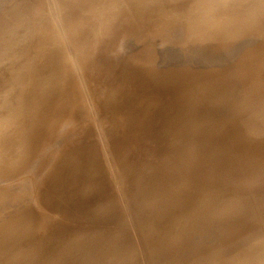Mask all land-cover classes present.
<instances>
[{
  "label": "rangeland",
  "instance_id": "374dc122",
  "mask_svg": "<svg viewBox=\"0 0 264 264\" xmlns=\"http://www.w3.org/2000/svg\"><path fill=\"white\" fill-rule=\"evenodd\" d=\"M13 1L0 0V39L2 40H0L2 46V48L0 47V65L11 66L8 67L9 72L8 70L5 72L8 75L14 68L17 70L14 69L13 71L20 74L21 71L24 72V66L22 63H17L29 61L28 64H24L25 68L26 65L27 69L31 67L30 65L32 68L25 72L31 71L29 74L32 76L30 75L28 80V74H21V82L18 75L16 79H13L15 77L13 72L11 77L4 74L6 66H4L5 68L0 66V76L2 73L3 78L8 80L0 77L2 80L0 81V89L1 87L5 88L0 90L2 93L0 94V96L2 95L0 97V110L5 105H12L11 108L8 106L5 107L6 110L0 111L1 116L9 117V119L5 118V122L0 120V123H3L0 124V128L3 125L6 127L5 123L8 120V122H12L13 117H15L17 124H15L16 129L14 131L18 129L17 133L12 132V134L15 133V137L8 134L14 128L13 121V125L7 124L13 127L11 129L7 126L9 132L4 131L6 130L5 127L0 131L1 133L3 131L4 137L11 140L10 143L8 142L10 146L17 141L16 136L18 138L19 134L22 136H19L21 139L18 138V142H25L22 143L23 147L20 146L21 144L19 146L16 143L13 144L15 151L12 150V146L8 147V144L5 146L7 142L3 144L1 139L4 137L0 134L2 137L0 143L3 144H0L2 156H0L2 158L0 166L3 167L7 162L6 167H3L4 169L0 167V174L2 170L5 173L7 171L5 169H9V173H5L7 180H3L5 184L2 183L4 176L1 175L2 177H0V185L2 187L3 185L7 186L3 187L5 195L1 193L3 191L0 187V202L3 199L0 203V217L2 218H0V264H8L9 262H11L9 264H34L35 262V264H264V0ZM54 1L57 7H55ZM23 6L34 13L28 16L30 10L26 12ZM12 10L14 11L12 12ZM11 13L13 14L10 15ZM66 13L68 19L69 16L72 18L67 20ZM90 13H92V17H88ZM76 15H79L80 18H77ZM40 16L44 18L45 22L40 19ZM82 17H85L84 20L88 19L89 22H85L86 20L84 21ZM77 19L83 20L82 22L85 24L78 21L74 23ZM1 20H5V22ZM63 20L66 22L63 23ZM46 21H50L51 24L46 25ZM40 24L46 25V27L41 25L42 28L40 29ZM77 24L79 25L77 26ZM68 25H73V29L72 26L68 27ZM82 26L83 28L80 29ZM50 27L52 28L50 29ZM66 28L71 33L66 31ZM42 29H47L49 32L47 30L38 32ZM50 30L53 33H50ZM4 32L7 33L4 35L7 38V40L4 39L5 44H3L5 41H3L2 36ZM44 32L45 35L42 34V39L41 33ZM28 36L30 37L28 38ZM40 36L41 38H39ZM31 37H34L32 38L34 42L30 39ZM69 37H71V41ZM47 38L53 43L50 40L48 42ZM53 38H56L57 42ZM9 39L12 40L9 41ZM28 40H31V43L29 42L31 45L28 44L31 47L30 50L27 49L29 47L26 45ZM74 40L75 42L79 41L76 46L75 42L72 43ZM32 42H37L36 45L38 43L39 45L51 43L53 46L50 44V46L42 45L39 50L38 46ZM56 43L57 45H54ZM25 46L31 58L35 55L32 56V53H40V56L37 57L38 59L42 57L40 58L41 61L39 59L40 62H35L36 56L30 58V61V56H27L28 53L20 49L22 47L24 49ZM32 47L35 49L34 51ZM45 48L47 51L50 49L49 53L45 52ZM43 50L45 53L42 52ZM2 51H6V53ZM21 51L23 52L21 56L27 53L26 57L24 56L25 61L18 56ZM9 52L12 55L18 53L13 57L16 59L18 56L17 59L20 60L16 59V65L14 59V61L10 60ZM47 54L50 55L47 56ZM5 55L8 56L9 63H6L8 59L6 60ZM51 56H54L53 61L50 60ZM2 58L5 59L2 60ZM43 59L46 61L44 62ZM63 59L67 64L64 63ZM32 60L34 64L36 63V68H33ZM77 61L81 64L78 63V65ZM57 62L64 64L59 65ZM20 65L23 66L22 70ZM55 65L56 68L61 66L63 68L56 70ZM37 67L40 70L41 68L44 69L40 72ZM69 67L70 70H67ZM32 71L35 76H33ZM52 73L55 75L53 74V76ZM48 75L49 77L46 79L45 76ZM23 78L27 79L24 80ZM30 78L36 81H31ZM62 78L64 79L62 80ZM13 80H16V84L19 81L20 84L24 82V86L20 85L23 89L19 87L22 93L17 89L19 84L17 86L11 83ZM27 81H31L30 84ZM6 82L7 84L11 83V88ZM31 84L32 87H30ZM38 84L39 86H37ZM5 85H7L8 90ZM16 89L18 94L21 93L19 94L20 99L22 98L21 103L18 102L19 95L16 93ZM5 90L11 91L8 92L9 95H6ZM13 92L15 95L11 94ZM62 92L64 94L61 96ZM46 93H50V97ZM11 95L18 102V105L23 104L21 105L22 108L25 103L24 109L18 107L17 103L14 102L15 100L9 102L12 98ZM6 96L10 98L7 99ZM2 97L7 104L4 103ZM63 97L65 102L61 100L62 103L60 104L59 99ZM66 97L68 98L66 99ZM51 98L54 101L57 99L58 102L57 100L54 102ZM38 99L41 100L38 102ZM52 101L54 104L51 103ZM170 101L172 102L170 103ZM56 102L60 105H58L59 107L55 105ZM52 104L57 108L51 107ZM15 105L16 108H21L18 110L19 113L15 112L17 110ZM8 108L10 109L7 110ZM10 110H12V113L9 112L11 116L13 112L18 113V116L6 115L7 111ZM64 113L65 115H63ZM41 114L45 119L41 120ZM45 114L46 116H44ZM117 114L121 115L118 116ZM20 115L27 116L21 117ZM1 116L0 119L4 120V116L2 118ZM39 116L40 118H38ZM61 116L64 118L60 119ZM22 118L26 120L24 121ZM29 118L32 120L30 121ZM33 119L34 122H32ZM21 121L24 123L29 121L26 122L27 127L24 123L21 124ZM73 121L77 123L74 124ZM18 122H20V126H24L20 128L17 126L19 125ZM113 123L118 124L113 125ZM56 125H59L58 128ZM112 125L113 127H111ZM39 126V129L44 133L37 130ZM23 127H26V131ZM52 127L53 129L56 128L53 130ZM27 128L33 134L30 131L27 132ZM68 128L69 130L73 128L70 130L71 133L69 131L66 133ZM20 129H24V134ZM46 129L48 133L50 131L48 136H45ZM39 133L40 136L37 139L35 136H38ZM77 133L84 137L77 135ZM247 133L249 134L247 135ZM73 138H76L78 142ZM69 139L77 145L67 143ZM39 140L43 142L42 145L39 144L41 143ZM111 141L114 143L112 144ZM35 143H38L36 144L38 147L35 146ZM72 144H75L74 147ZM3 148H6L5 151L8 150L6 152L9 157L6 156ZM9 148L12 151H9ZM34 150H38L37 153H34ZM57 151L64 152L59 153V155L62 154L61 158L58 157ZM28 152L30 154L27 155ZM22 153L25 157L27 156L28 162ZM14 154H21L19 158L22 157L23 159L18 160L19 155L14 156ZM35 154H39V157H34ZM53 154H55L54 157H52ZM31 156L33 162L32 159H29ZM56 156L60 160L56 159ZM153 157L155 159L152 160ZM41 158L44 162L47 159L49 161L44 164L41 162L42 160L40 161ZM52 158L56 160H52ZM13 160L16 162L14 163ZM19 161L21 164H18ZM8 164L10 165L8 166ZM42 164L46 165L47 168L44 166L42 170ZM12 165L14 166L12 167ZM10 166L12 169L9 168ZM19 166L20 168H18ZM88 167L91 170H88ZM54 169L55 171H53ZM10 170L11 176L8 175L11 174ZM12 170L14 172L17 170L18 173H13ZM50 170L53 173H50L52 172ZM45 171L47 173L50 171L52 177L49 176V173L47 176ZM197 174L199 175L197 176ZM29 177L33 180L28 179ZM40 177H43V180L46 177L50 178L46 179L48 183L43 185ZM95 178L99 181L97 182ZM86 181L88 182L86 183ZM38 184L41 186L38 187ZM107 185L108 188L104 187ZM35 187L37 190L40 189L39 192ZM90 187L91 189H89ZM7 189L9 190L7 191ZM98 189L99 192L97 193ZM67 190L70 191L67 192ZM154 190L155 192H153ZM31 191L35 194L38 193L39 200L36 203L39 209L33 208L36 204H31V200L35 203V199L32 198H36V195ZM147 191L150 194H147ZM104 202L105 204L108 202V204L105 205ZM112 202L116 203L114 209ZM144 202H148L147 207L141 206ZM71 203L73 204L71 205ZM108 205L110 206L108 207ZM31 206L32 208H30ZM143 207L144 211L141 209ZM183 207L186 209H181ZM98 210L99 213L101 212L100 214H97ZM134 211L139 212V214L137 212L138 217ZM44 212L49 214L46 215ZM109 212L111 213L108 216ZM143 212L146 213L144 214L147 219L151 218L152 220L148 221V219V222H145L146 218L144 219ZM147 212L149 213L148 216ZM168 214L172 215L167 218ZM134 217L139 218V221L137 222ZM50 219L52 220L50 221ZM166 219L168 220L166 221ZM154 220L156 221L154 222ZM159 221L161 224L157 226L155 223ZM42 224L44 225L41 226ZM122 225L123 227L128 226L121 227V230L119 226ZM148 228L153 229L147 230ZM96 229L97 234H95ZM124 231L130 233L126 239L124 238L126 236ZM120 233L125 234L124 237ZM149 233L153 235L148 237ZM112 236L118 240V236H120V240H114L115 238ZM188 236L190 237L189 240ZM103 237L106 239L104 240ZM28 239H30L29 242ZM125 242H127V246L122 245ZM103 244L108 249L103 247L102 250H106L102 252L100 245L104 246ZM19 245L21 246L19 247ZM16 248L17 250H15ZM34 249L35 251H32ZM111 249L117 250V252H110ZM107 251L110 253L108 254ZM92 252L98 253L95 256ZM134 260H138L140 263Z\"/></svg>",
  "mask_w": 264,
  "mask_h": 264
},
{
  "label": "bare ground",
  "instance_id": "6f19581e",
  "mask_svg": "<svg viewBox=\"0 0 264 264\" xmlns=\"http://www.w3.org/2000/svg\"><path fill=\"white\" fill-rule=\"evenodd\" d=\"M14 1H15V0H14ZM14 1H13V2H14ZM39 1H41V0H39ZM39 1H38V2H39ZM26 2H27V1H26ZM35 2H36V1H35ZM44 2H45V1H44ZM54 2H55V1H54ZM19 3H20V2H19ZM29 3H30V2H29ZM40 3H41V2H40ZM40 3H39V5H40ZM27 5H28V4H27ZM78 6H79V5H78ZM78 6H77V7H78ZM5 7H6V6H5ZM5 7H4V9H5ZM23 7H24V6H23ZM30 7H31V6H30ZM39 7H40V6H39ZM55 7H57L56 2H55ZM61 7H62V6H61ZM80 7H81V6H80ZM12 8H13V7H12ZM12 8H11V9H12ZM24 8H25V7H24ZM24 8H22V9H24ZM28 8H29V7H28ZM32 8H33V7H32ZM37 8H38V6H37ZM25 9H26V8H25ZM52 9H53V8H52ZM63 9H64V8H63ZM74 9H76V8L74 7ZM15 10H18V9L15 8ZM27 10L29 11L30 9H26L25 11L28 12ZM35 10H36V9H35ZM50 10H51V9H50ZM53 10H54V9H53ZM60 10H62V9H60ZM76 10H77V9H76ZM78 10H79V8H78ZM88 10H89V9H88ZM0 11H1V10H0ZM13 11H14V10H12V12H13ZM56 11H57V10H56ZM86 11H87V10H86ZM93 11H94V10H93ZM99 11H100V10H99ZM23 12H24V10H23ZM23 12H22V13H23ZM63 12H64V10H63ZM63 12L61 11V13H63ZM67 12H69V11H67ZM70 12H71V9H70ZM83 12H84V11H83ZM104 12H105V11H104ZM29 13H30V14H28V16L31 15V14H33L34 12L31 13V10H30ZM35 13H36V12H35ZM81 13H82V12H81ZM87 13H89V12L87 11ZM12 14H13V13H11L10 15H12ZM25 14H26V13H25ZM58 14H59V13H58ZM76 14H77V12H76ZM83 14H86V13H83ZM91 14H92V13H90V16H88V17H92ZM0 15H1V14H0ZM3 15H4V14H3ZM7 15H8V14H7ZM26 15H27V14H26ZM66 15H67V13L65 14V16H66ZM72 15H73V14H72ZM74 15H75V14H74ZM74 15H73V16H74ZM79 15H80V14H79ZM79 15H78V16L76 15L77 18H78V17L80 18ZM32 16H33V15H32ZM34 16H35V15H34ZM68 16H69V15H68ZM81 16H82V15H81ZM94 16H95V15H94ZM2 17H3V16H2ZM36 17H37V15H36ZM60 17H61V16H60ZM63 17H64V14H63ZM66 17H67V16H66ZM70 17H71V16H69V19H70ZM97 17H98V16H97ZM13 18H14V17H13ZM31 18H32V17H31ZM31 18H30V19H31ZM33 18H34V17H33ZM71 18H72V17H71ZM74 18H75V17H74ZM74 18H73V19H74ZM84 18H85V17H82L83 20H84ZM94 18H95V17H94ZM15 19H16V18H15ZM35 19L37 20V18H35ZM40 19H41L42 21L44 20V18L41 17V16H40ZM64 19H65V17H64ZM69 19H68V17H67V20H69ZM16 20H17V19H16ZM32 20H33V19H32ZM38 20H39V14H38ZM38 20H37V21H38ZM83 20H82V21H83ZM85 20H86V19H85ZM85 20H84V21H85ZM87 20H88V19H87ZM87 20H86L85 22H89V20H88V21H87ZM1 21H4V22H5V20H1ZM8 21H9V18H8ZM10 21H11V18H10ZM42 21H41V23L45 22V20H44L43 22H42ZM72 21H73V20H72ZM74 21H75V20H74ZM77 21H78V22H82L81 20L79 21V20L77 19L74 23H76ZM34 22H36V21L34 20ZM46 22H47L46 25H48V23L51 24L50 21H49V22L46 21ZM64 22H66V20H65V21L63 20V23H64ZM68 22L70 23V21H67V23H68ZM82 23H84V22H82ZM91 23H93V22H91ZM0 24H1V23H0ZM71 24H73V23L71 22ZM84 24H85V23H84ZM86 24H87V23H86ZM4 25H5V24H4ZM4 25H3V26H4ZM14 25H15V24H14ZM41 25H43V24H40V29L42 28ZM46 25H45V26L43 25V27L45 28ZM65 25L67 26V24H65ZM73 25H74V24H73ZM73 25H70V26H72V29H73ZM78 25H79V24H77V26H78ZM90 25H92V24H90ZM90 25H88V27H90ZM94 25L97 26V24H94ZM11 26H12V25H11ZM70 26L68 25V27H70ZM77 26H75V27L77 28ZM28 27H29V26H28ZM38 27H39V26H38ZM47 27H49V26H47ZM79 27H80V26H79ZM84 27H85V26H84ZM2 28H3V27H2ZM35 28H36V27H35ZM51 28H52V27H50V29H51ZM82 28H83V26H82L80 29H82ZM86 28H87V27H86ZM91 28H92V26H91ZM3 29H4V28H3ZM38 29H39V28H38ZM67 29H68V28H66L65 30L71 33V31H70V30H67ZM5 30H6V29H5ZM43 30H44V29L39 30L38 32H40V31L43 32ZM45 30H47V29H45ZM45 30H44V31H45ZM0 31H1V30H0ZM47 31H48V30H47ZM66 31H65V32H66ZM88 31H89V30H88ZM2 32H3V31H2ZM2 32H1V33H2ZM48 32H49V31H48ZM46 33H47V32H46ZM50 33H53V32H51V30H50ZM50 33H49V34H50ZM6 34H7V33L4 32V34L2 35V36H3V41H5L4 39H5L6 37H4V35H6ZM21 34H23V33H21ZM42 34L45 35V32H44V33H41V36H42ZM54 34H55V33H54ZM72 34L74 35L75 32L72 33ZM78 34H79V33H78ZM46 35H48V33H47ZM33 36H34V35H33ZM41 36H40L39 38H41ZM49 36H50V35H49ZM83 36L85 37V35H83ZM29 37H30V36H28V38H29ZM54 37H55V36H54ZM32 38H34V37H31L30 39L32 40ZM35 38H36V36H35ZM70 38H71V37H69V40H70ZM42 39H43V36H42ZM44 39H45V37H44ZM51 39H52V38H51ZM53 39H55L56 42H57L58 37H57V39H56V38H53ZM76 39H77V38H76ZM0 40H1V39H0ZM6 40H7V38H6ZM10 40H12V39H9V41H10ZM31 40H30V41H31ZM39 40H41V39H39ZM45 40H46V39H45ZM49 40H50V39L47 38V41H48V42H49ZM71 40H72V39H71ZM71 40H70V41H71ZM1 41H2V40H1ZM9 41H8V42H9ZM30 41L28 40V42H27V44H26L27 46H28V44L31 45V44H30V43H31ZM32 41L34 42V40H32ZM35 41H38V40H35ZM50 41H51V40H50ZM29 42H30V43H29ZM33 42H32V43H33ZM38 42H39V41H38ZM40 42H41V41H40ZM51 42H52V41H51ZM54 42H55V41H54ZM58 42H59V41H58ZM74 42H75V40L72 41V43H74ZM77 42H79V41L77 40V41L75 42V46H76V43H77ZM0 43H1V42H0ZM5 43H6V41H5L3 44H5ZM36 43H37V42H36ZM36 43H33V44L36 45ZM52 43H53V42H52ZM49 44L51 45V43H48V44L46 43L45 45H44V44L39 45V43H38L36 46H38V49L40 50V48L42 47V45H43V46H50ZM79 44H80V43H79ZM35 45H34V46H35ZM54 45H57V43L54 44ZM32 46H33V45H32ZM36 46H35V47H36ZM51 46H53V44H52ZM73 46H74V44H73ZM81 46H82V45H81ZM0 47L2 48L1 45H0ZM3 47H5V46L3 45ZM28 47H29V48H27V49L30 50L31 47H30V46H28ZM39 47H40V48H39ZM4 49H5V48H4ZM18 49H19V48H18ZM18 49H17V51H18ZM20 49H22V50L25 52V51H26V46H25V48H24L25 50L23 49V47L20 48ZM36 49H37V47H36ZM48 49H49V48H48ZM73 49H74V48H73ZM75 49H77V48L75 47ZM5 50H6V49H5ZM32 50L34 51L35 49H33V47H32ZM41 50H42V49H41ZM45 50H46V48H45ZM79 50H80V49H79ZM0 51H1V50H0ZM6 51H7V50H6ZM6 51H2V52H5V53H6ZM12 51H14V50H12ZM12 51H11V53H12ZM27 51H28V50H27ZM27 51H26V52H27ZM36 51H37V50H36ZM36 51H35V52H36ZM49 51H50V49H49ZM49 51L46 50L45 52H48V53H49ZM15 52H16V50H15ZM42 52H44V50H43ZM45 52H44V53H45ZM9 53H10V52H9ZM11 53H10V55H9V58H11L10 60H13V59L15 60V63L13 62L14 60L12 61L15 65H16V62H17L16 59H17L18 56H20V59L23 58L24 61H25L24 56L26 57V54H27V53H28L27 56H28V55L30 56V53H29V52L25 53V55L23 54L24 56H21L22 53H23V52L21 51V52H19V54L21 53L20 55H18V53L16 54V55H18V56H17L16 59H15V58H13V57L16 56V55H15V54L12 55ZM31 53H32V52H31ZM38 53H39V52H38ZM34 54H35V55H34ZM31 55H32V56L34 55L32 58H35V56H36V60H37V61L35 60V62H38L39 59L42 58V57H40V58L38 59L37 56H38V55L40 56V53L37 54V52H36V53H32ZM41 55L43 56V54H41ZM45 55H46V54H45ZM48 55H50V54H47V56H48ZM47 56H45V57H47ZM54 56H55V55H54ZM54 56H53V57H54ZM0 57H1V56H0ZM5 57H6V55H5ZM7 57H8V56H7ZM7 57H6V60L8 59V62H6V63H9L10 60H9V58H7ZM43 57H44V56H43ZM53 57L51 56V57H50V60H51ZM55 57H56V56H55ZM61 57L63 58V56H61ZM30 58H31V56L29 57V60L31 61L32 58H31V59H30ZM47 58H48V57H47ZM47 58H45V59H47ZM64 58H66V57H64ZM3 59H5V58H2V60H3ZM17 60H19V59H17ZM27 60H28V57H27ZM48 60H49V59H48ZM77 60H78V59H77ZM19 61H20V60H19ZM40 61H41V59H40ZM40 61H39V62H40ZM43 61L45 62L46 60L43 59ZM51 61H53V59H52ZM51 61H50V62H51ZM61 61H62V60H61ZM63 61H64V59H63ZM63 61H62V62H63ZM66 61H67V59H66ZM78 61H79V60H78ZM78 61H77V64L79 63ZM12 62H11V63H12ZM27 62H29V61H27ZM27 62H25V63H27ZM32 62H33V60H32ZM47 62H48V61H47ZM47 62H46V64H47ZM50 62H49V63H50ZM55 62H56V61H55ZM62 62H61L60 64H62ZM80 62H81V61H80ZM0 63H1V62H0ZM20 63H22V65L24 66V69H23L24 72H23V71L20 72V71L18 70V71L20 72V74H16V73H15L16 71H13L15 68L12 69L13 66H14V65H13L11 69H12L13 75H15V77L13 78V76H12V78H13V79H16V76L18 75L19 78H20V81H21V78H22L21 74H22V75H25V74L27 75V74H28L27 78H28V80H29V76L31 75V74H29V73H31V71H30V72L28 71L27 73H26L25 71H26V70H29L30 68H32V65L29 64L31 67L28 66L29 69H27V65H26V68H25V65H24L25 63H23V62L21 61V62H19V63H17V64H20ZM41 63H43V62H41ZM64 63H66V62L64 61ZM64 63H63V64H64ZM73 63H74V62H73ZM27 64H28V63H27ZM31 64H33L34 66L36 65V63L34 64V62L31 63ZM37 64H39V63H37ZM57 64H59V62H57ZM60 64H59V65H60ZM63 64H62V65H63ZM66 64H67V63H66ZM79 64H81V63H79ZM79 64H78V65H79ZM82 64H83V63H82ZM7 65H8V64H7ZM11 65H12V64H11ZM51 65H52V67H54L53 64H51ZM68 65H69V64H68ZM0 66H1L2 68H5L4 66H6V65L3 64V66H2V65H0ZM17 66H18V65H17ZM17 66H16V68H17ZM20 66H21V65H20ZM23 66L20 67L21 70H22V67H23ZM34 66H33V68H36L37 65H36L35 67H34ZM64 66H66V65H64ZM73 66H74V65H73ZM8 67H11V66H10V65H9V66H6V68H5V70H4V74H6V75H8L7 73H5L6 70H8V72H9V68H8ZM47 67H48V66H47ZM52 67H49V68H52ZM61 67H62V66H61ZM61 67H60V68H61ZM7 68H8V69H7ZM37 68H38V70H40L39 67H37ZM60 68H56V65H55V69H56V70H57V69H60ZM62 68H63V67H62ZM80 68H81V65H80ZM11 69H10V71H11ZM18 69H19V68H18ZM43 69H44V68H43ZM43 69L41 68L40 72H41ZM47 69H48V68H47ZM53 69H54V68H53ZM75 69H76V68H75ZM1 70H3V69H1ZM15 70H17V69H15ZM45 70H46V69H45ZM48 70H50V69H48ZM51 70H52V69H51ZM67 70H70V67L67 68ZM71 70H72V69H71ZM33 71H35V70H33ZM33 71H32V72H33ZM64 71H66V70H64ZM12 72H11V73H12ZM22 72H23L24 74H23ZM37 72H38V71H37ZM56 72H57V71H56ZM67 72H69V71H67ZM67 72H66V73H67ZM11 73H10L8 76L11 77V75H12ZM17 73H18V72H17ZM35 73H36V71H35ZM48 73L50 74V72H48ZM64 73H65V72H64ZM38 74H39V73H38ZM53 74H54V73H52V75H53ZM36 75H37V74H36ZM41 75H42V74H41ZM45 75H47V74H45ZM54 75H55V74H54ZM54 75H53V76H54ZM67 75H68V74H67ZM1 76H2V73H1ZM1 76H0V77H1ZM20 76H21V77H20ZM31 76H32V75H31ZM31 76H30V77H31ZM33 76H35L34 72H33ZM57 76H59V75L57 74ZM4 77H6V76L4 75ZM23 77H24V76H23ZM25 77H26V76H25ZM37 77H38V76H37ZM45 77H46V79H48L49 75H48V76H45ZM60 77H61V76H60ZM63 77H64V76H63ZM70 77H71V76H70ZM1 78H3V76H2ZM1 78H0V81H2ZM19 78H18V79H19ZM27 78H23V79L25 80V79H27ZM52 78H53V77H52ZM52 78H49V79H52ZM56 78H57V77H56ZM56 78H55V79H56ZM68 78H69V77H68ZM68 78H67V79H68ZM77 78H78V77H77ZM3 79L7 80L6 78H3ZM9 79H10V78H9ZM63 79H64V78H62V80H63ZM69 79H70V78H69ZM5 80H3L4 83H5ZM24 80H23V81H24ZM30 80L32 81L33 79L30 78ZM34 80H35V79H34ZM34 80H33V81H34ZM38 80H40V78H38ZM38 80H37V81H38ZM53 80H54V79H53ZM62 80H61V81H62ZM70 80H71V79H70ZM7 81H8V80H7ZM10 81H12V80L10 79ZM15 81H16V80H13V82H11V83L16 84ZM18 81H19V80H18ZM20 81L18 82L19 86H18V84H16V85L18 86L17 89L19 90V92H21L20 89H19V87L24 86V84H23L24 82H23L22 84H20V83L22 82V81H21V82H20ZM31 81H30V82H31ZM35 81H36V80H35ZM55 81L57 82V79H56ZM58 81H60V79H58ZM65 81H66V80H65ZM65 81H64V82H65ZM27 82L30 84L29 81H27ZM27 82H26V83H27ZM62 82H63V81H62ZM62 82H61V83H62ZM11 83H10V84H7V82H6V84H7L9 87H10ZM26 83H25V84H26ZM28 83H27V84H28ZM32 83H33V82H32ZM35 83H36V82H35ZM35 83H34V84H35ZM42 83H43V82H42ZM42 83H41V84H42ZM65 83H66V82H65ZM34 84H33V85H34ZM56 84H57V83H56ZM62 84H63V83H62ZM71 84H72V83H71ZM0 85H1V84H0ZM7 85H5V86H6V89H7ZM12 85H13V84H12ZM16 85H15V86H16ZM20 85H21V86H20ZM42 85H43V84H42ZM64 85H65V84H64ZM15 86H14V87H15ZM17 86H16V87H17ZM37 86H39V84H38ZM55 86H57V85H55ZM59 86H60V85H59ZM67 86H68V85H67ZM150 86H152V85H150ZM9 87H8V88H9ZM30 87H32V84H31ZM57 87H58V86H57ZM57 87H56V88H57ZM10 88H11V87H10ZM12 88H13V87H12ZM25 88H26V87H25ZM27 88H29L28 85H27ZM35 88H36V87H35ZM60 88H61V87H60ZM1 89H3V88L1 87ZM1 89H0V90H1ZM4 89H5V88H4ZM4 89H3V90H4ZM17 89H16V93H17V91H18ZM21 89H23V88L21 87ZM57 89H58V88H57ZM7 90H8V89H7ZM7 90H5V92H7ZM9 90L12 91V89H9ZM13 90H14V89H13ZM33 90H34V89H33ZM37 90H38V89H37ZM37 90H36V91H37ZM54 90H55V89H54ZM59 90H60V89H59ZM11 91H8V92H11ZM23 91H24V90H23ZM29 91H30V89H29ZM29 91H28V92H29ZM36 91H35V92H36ZM61 91H62V90H61ZM8 92L6 93V95L8 94ZM26 92H27V90H26ZM33 92H34V91H33ZM38 92H39V91H38ZM14 93H15V92H13V93H11V94L15 95ZM21 93H22V92H21ZM21 93H19V94H21ZM0 94H2V93L0 92ZM17 94H18V93H17ZM19 94H18V95H19ZM26 94H27V93H26ZM46 94L49 96L50 93H49V94L46 93ZM52 94H53V93H52V91H51V96H52ZM63 94H64V92L61 93V96H62ZM8 95H9V94H8ZM28 95H29V94H28ZM32 95H33V94H32ZM35 95H36V94H35ZM54 95H55V94H54ZM57 95L59 96L60 94H57ZM166 95H167V93H166ZM1 96H2V95H1ZM1 96H0V97H1ZM11 96H12V95H11ZM22 96H23V94H22ZM48 96H47V98H48ZM61 96H60V97H61ZM69 96H70V95H69ZM8 97H9V96H8ZM8 97L6 96L7 99L10 98V97H9V98H8ZM15 97H16V96H15ZM20 97H21V96L19 95V98H18L19 101H18V102H20V100L22 99V98L20 99ZM42 97H43V96H42ZM42 97H40V98H42ZM49 97H50V96H49ZM56 97H57V96H56ZM4 98H5V97H4ZM12 98H14V97L12 96ZM12 98L10 99V101H9V100H7V101H9V102L11 103L13 100H15V98H14V99H12ZM45 98H46V97H45ZM47 98H46V99H47ZM54 98H55V97H54ZM67 98H68V97H66V99H67ZM25 99H26V97H25ZM25 99H24V100H25ZM27 99H28V98H27ZM51 99H53V98H51ZM58 99H59V98H58ZM63 99H64V97H63L62 99L60 98L59 101H61V100L64 101ZM113 99H114V98H113ZM0 100H1V99H0ZM2 100L4 101L3 97H2ZM11 100H12V101H11ZM24 100H23V101H24ZM40 100H41V99H40ZM40 100L38 99V102H39ZM56 100H57V99H55V101H56ZM3 101H2V102H3ZM5 101H6V100H5ZM5 101H4V103H5ZM26 101H29V100H26ZM53 101H54V99H53ZM53 101H52L51 103H53ZM55 101H54V102H55ZM62 101L59 102V103L61 104ZM14 102H15V104L17 103L16 105H17L18 107H21V108H22L21 105H23V104H21V105L19 104V105H18V102H17L16 100H15ZM14 102H13V103H14ZM35 102H36V100H35ZM48 102H49V101H48ZM57 102H58V100H57ZM57 102H56V104H55L56 106L59 105V104H57ZM64 102H65V101H64ZM171 102H172V101H170V103H171ZM10 103H9V104H10ZM13 103H12V104H13ZM20 103H21V102H20ZM29 103H30V102H29ZM36 103H37V102H36ZM51 103H50V105H51ZM0 104H1V101H0ZM2 104H3V103H2ZM5 104H7V102H6ZM41 104H42V102H41ZM45 104H46V103H45ZM53 104H54V103H53ZM53 104H52L51 107L55 106V105H53ZM164 104H165V102H164ZM16 105L14 106L15 108H16ZM26 105H27V104H26ZM34 105H35V103H34ZM48 105H49V104H48ZM48 105H46V106H48ZM197 105H198V104H197ZM8 106L11 108L12 105H8ZM8 106L5 105V107H8ZM24 106H25V103H24ZM24 106H23L22 109H24ZM29 106H30V105H29ZM32 106H33V104H32ZM56 106H55V107H56ZM59 106H60V105H59ZM59 106H58V107H59ZM0 107H1V106H0ZM3 107H4V104H3ZM5 107H4V108H1V110L3 111V110L5 109ZM14 107H13V108H14ZM18 107L16 108V109H17L16 111H15L14 109H13V110H14L15 112H18V110L21 109V108L18 109ZM37 107H38V106H37ZM37 107H36V109H38ZM161 107H162V106H161ZM163 107H164V106H163ZM10 108H8L7 110H9ZM46 108H47V107H46ZM56 108H57V107H56ZM56 108H55V109H56ZM169 108H170V107H169ZM34 109H35V108H34ZM34 109H33V110H34ZM41 109H43V108H41ZM60 109H61V108H60ZM1 110H0V111H1ZM5 110H6V109H5ZM20 111L22 112V110H20ZM35 111H37V110H35ZM9 112L12 113V110L7 111L8 114L6 113V115L11 116V114H9ZM15 112H13V114H12L11 117H13V116H15V115L18 116V113H19V112L16 113V114H15ZM21 112H20V113H21ZM24 112H27V111H24ZM50 112H51V111H50ZM35 113H36V112H35ZM4 114H5V111H4ZM22 114H23V112H22ZM39 114H40V112H39ZM46 114H47V113H46ZM46 114H45L44 116H46ZM66 114H67V113H66ZM30 115H31V113H30ZM30 115H29V116H30ZM33 115H34V114H33ZM63 115H65V113H64ZM117 115H118V114H117ZM120 115H121V114H119L118 116H120ZM0 116H1V115H0ZM2 116H4V120H2V119H0V120H1L2 122H3V121L5 122V118H6V117H5V115H2ZM2 116H1V118H2ZM20 116H21V115H20ZM20 116H19V119H20ZM23 116H25V115H23ZM23 116H21V117H23ZM26 116H27V115H26ZM26 116H25V117H26ZM41 116H42V114H41ZM51 116H52V115H51ZM51 116H50V117H51ZM115 116H116V115H115ZM48 117H49V116H48ZM48 117H46V118H48ZM61 117H62V116H61ZM61 117H60V119H63V118H64V117H62V118H61ZM7 118L9 119V117H7ZM7 118H6V119H7ZM38 118H40V116H39ZM38 118H36V119H38ZM43 118H44V117L42 116V119H41V120H43ZM84 118H86V117H84ZM84 118H82V119L84 120ZM121 118H122V117H121ZM121 118H120V119H121ZM13 119H14V120L11 119L12 122H11V121L8 122V121H9V120H8L7 123H5V124H6V127L3 125V126H1L2 128H0V129H3V128L5 127L6 130H4V131H5V132H7V131L9 132V130H7V129H9V128L12 129V128L14 127L13 130L10 129V130H11V133H8V134H10V136H11L12 132H16V131L18 130V129H17L16 131H14V129H16V128H15V126H16L15 124H17V123L15 122V119H16V118L13 117ZM17 119H18V118H17ZM27 119H28V118H27ZM29 119H30V118H29ZM44 119H45V118H44ZM22 120H24V119L22 118ZM25 120H26V119H25ZM25 120H24V121H25ZM31 120H32V118L30 119V121H31ZM41 120H40V121H41ZM86 120H87V119H86ZM13 121H14V126L12 127V125H13V124H12ZM16 121H17V120H16ZM19 121H20V120H19ZM35 121L37 122V120H35ZM62 121H63V120H62ZM62 121H61V122H62ZM77 121H80V120H77ZM114 121H117V120H114ZM2 122H1V123H2ZM26 122H29V121H26ZM26 122L24 123L23 121H21V124L24 123V125L26 126ZM32 122H34V119H33ZM32 122H31V123H32ZM50 122H52V121H50ZM82 122H84V121H82ZM119 122H120V121H119ZM248 122H249V121H248ZM1 123H0V124H1ZM8 123H11L12 125L9 126V125H7ZM18 123H19V125H17V126H19L20 128H21V126H24V125H21V126H20V122H18ZM73 123H74V121H73ZM75 123H77V122H75ZM75 123H74V124H75ZM125 123H126V121H125ZM260 123H261V122H260ZM2 124H3V123H2ZM2 124H1V125H2ZM27 124L30 125V123H27ZM33 124H34V123H33ZM33 124H32V125H33ZM35 124H36V123H35ZM57 124H58V123H57ZM74 124H73V125H74ZM114 124H116V123H113V125H114ZM117 124H118V123H117ZM117 124H116V125H117ZM122 124H124V122H122ZM245 124H246V123H245ZM247 124H248V123H247ZM247 124H246V125H247ZM257 124L259 125V123H257ZM113 125H112L111 127H113ZM7 126H9V128H7ZM56 126H57V128H58L59 125H56ZM81 126H82V125H81ZM81 126H79V127H81ZM121 126L123 127V125H121ZM244 126H245V125H244ZM26 127H27V126H26ZM26 127H25V128L23 127V128L25 129V130L23 129L24 131H26ZM75 127H76V126H75ZM75 127H74V129H75ZM77 127H78V126H77ZM77 127H76V128H77ZM109 127H110V126H109ZM119 127H120V126H119ZM119 127H118V128H119ZM29 128H30V126H29ZM31 128H32V132H33L34 129H33L32 126H31ZM39 128H40V126L37 128V130H40ZM55 128H56V127H55ZM55 128H54V129H55ZM42 129L45 131L44 128H42ZM52 129H53V127H52ZM54 129H53V130H54ZM65 129H66V128H65ZM112 129L114 130V128H112ZM246 129H248V128H246ZM20 130H22V129H20ZM23 130L21 131L22 133H23ZM37 130H36V132H37ZM57 130H58V129H57ZM70 130H73V128L70 129ZM70 130H69V128H68V130H66V133H67V131H69V132L71 133ZM28 131H30V130L27 128V132H28ZM40 131L43 132L42 130H40ZM46 131H47V129H46ZM255 131H257V130H255ZM19 132H20V131H19ZM19 132H18V133H19ZM30 132H31V131H30ZM32 132H31V133H32ZM63 132H65V131H63ZM109 132H110V130H109ZM119 132H120V131H119ZM126 132H127V131H126ZM2 133H3V131H2ZM2 133H1V131H0V134H1V135H3ZM16 133H17V132H16ZM33 133H34V132H33ZM33 133H32V134H33ZM43 133H44V132H43ZM49 133H50V131H49ZM49 133H48V131H47V133H46L45 136H48L47 134H49ZM54 133H55V132H54ZM70 133H68V134H70ZM79 133H80V132H79ZM79 133H77V135H78ZM4 134H7V133H4ZM8 134H7V135H8ZM13 134H14V135H13ZM13 134H12V136L15 137V133H13ZM23 134H24V133H23ZM29 134H30V133H29ZM55 134H56V133H55ZM248 134H249V133H247V135H248ZM16 135H18V134H16ZM20 135H21V134L18 135V138H20V137H19ZM25 135H27V133H25ZM36 135H38V134H36ZM66 135H67V134H66ZM79 135H80V134H79ZM113 135H114V134H113ZM10 136H9V137H10ZM12 136H11V137H12ZM21 136H22V135H21ZM27 136L29 137V135H27ZM39 136H40V133H39L38 136H35V137L38 139ZM41 136H43V135H41ZM56 136H62V135H56ZM56 136H55V137H56ZM80 136H82V134H81ZM80 136H79V137H80ZM3 137H4V135H3ZM25 137H26V136H25ZM43 137H44V136H43ZM82 137H84V136H82ZM1 138H2V137H0V139H1ZM4 138H5V139H4ZM4 138L1 139L2 142H3V144H5V143L7 142L5 146H8V145H9L8 147H11V146H12V147H11V148H13L12 150H15L13 144L16 143V145H18V146H19V144H21L20 146L23 147V146H22V145H23L22 143H25V142L20 143V141L18 142L19 139H18L17 136H16L17 141H16L15 139L11 138V139H13V140L16 141V142L13 143V144L10 146V144H8V142L11 141V140H9L8 137H7V138L4 137ZM30 138H31V137H30ZM45 138H46V137H45ZM48 138H49V137H48ZM76 138H77V136H76ZM76 138H75V139L73 138V139H74L76 142H78V141L76 140ZM7 139H8V141H5V142H4V140H7ZM20 139H21V138H20ZM22 139H24V138H22ZM51 139H52V138H51ZM80 139L83 140L82 138H80ZM1 140H0V141H1ZM35 140H36V139H35ZM81 140H80V141H81ZM148 140H149V139H148ZM262 140H263V138L261 139V141H262ZM39 141H41V140H39ZM70 141H71V139H69V141L67 140V143H68V142H69V144H70V143H75V142H72L73 140H72L71 142H70ZM86 141H87V140H86ZM259 141H260V140H259ZM261 141H260V142H261ZM2 142H1L0 144H2ZM12 142H13V141H12ZM12 142H11V143H12ZM17 142H18V143H17ZM35 142H37V141H35ZM45 142H47V141L45 140ZM111 142H112V141H111ZM9 143H10V142H9ZM42 143H43V142L41 141V143H39V144L42 145ZM84 143H85V142H84ZM86 143H87V142H86ZM113 143H114V141L112 142V144H113ZM3 144H2V145H3ZM7 144H8V145H7ZM26 144H27V142H26ZM36 144H38V143H35V146L38 147V145H36ZM51 144H52V143H51ZM64 144H65V141H64V143H63V146H64ZM75 144H76V143H75ZM75 144H72V146L74 147ZM112 144H111V145H112ZM76 145H77V144H76ZM258 145H259V144H258ZM5 146H4V147H5ZM18 146H17V148L20 149ZM33 146H34V144H33ZM43 146H44V144H43ZM47 146H50V145L47 144ZM65 146L68 147V145H65ZM87 146H88V145H87ZM148 146H149V145H148ZM256 146H257V145H256ZM0 147H1V145H0ZM2 147H3V146H2ZM25 147H26V146H25ZM37 147H35V148H37ZM44 147H46V146H44ZM69 147H70V145H69ZM258 147H259V146H258ZM53 148H54V147H53ZM56 148H57V147H56ZM60 148H62V147H60ZM64 148H65V147H64ZM64 148H63V149H64ZM86 148H87V147H86ZM112 148H115V147H112ZM149 148H150V147H149ZM4 149H6V148H3L4 153H5L6 151H8V150L5 151ZM18 149H17V150H18ZM21 149H22V148H21ZM37 149H39V148H37ZM40 149H41V147H40ZM63 149H60V150H63ZM180 149H182V148H180ZM10 150H11V149L9 148V151H10ZM12 150H11V151H12ZM26 150H27V149H26ZM29 150H30V149H29ZM42 150H43V149H42ZM51 150H52V148H51ZM58 150H59V149H58ZM64 150H66V149H64ZM67 150H68V149H67ZM67 150H66V151H67ZM89 150H90V149H89ZM138 150H139V149H138ZM0 151H1V149H0ZM15 151H16V150H15ZM24 151H25V150H24ZM37 151H38V150H37ZM37 151L34 150V153H35V152L37 153ZM68 151H69V150H68ZM72 151H73V150H72ZM42 152H43V151H42ZM57 152H58V157L60 156V158H61V157H62V156H61L62 154L59 155V153H60L61 151H60V152L57 151ZM92 152H93V151H92ZM148 152H149V150H148ZM9 153H10V152H9ZM12 153H13V152H12ZM38 153H39V152H38ZM40 153H41V152H40ZM43 153H44V152H43ZM49 153H50V152H49ZM53 153H54V152H53ZM55 153H56V151H55ZM61 153H64V152L62 151ZM5 154H6V156L8 155L7 152H6ZM5 154H4V155H5ZM16 154H17V153H16ZM16 154H14V156H15ZM26 154L28 155V154H30V153L28 152V153H26ZM45 154H46V153H45ZM50 154H51V153H50ZM95 154H96V153H95ZM147 154H148V153H147ZM18 155H19V154H18ZM18 155H16V156H18ZM20 155H21V154H20ZM20 155H19L17 158H19ZM22 155H24V154L22 153ZM38 155H39V154H38ZM38 155L35 154L34 157H36V156H38ZM47 155H48V153H47ZM51 155H52V154H51ZM54 155H55V154H53L52 157H54ZM85 155H86V154H85ZM115 155H116V154H115ZM152 155H153V154H152ZM154 155H155V153H154ZM0 156H1V154H0ZM71 156H72V155H71ZM82 156H83V155H82ZM87 156H88V155H87ZM1 157H2V156H1ZM8 157H9V155H8ZM12 157H13V156H12ZM23 157H25V155H24ZM26 157H27V156H26ZM26 157H25V158H26ZM34 157H33V158H34ZM38 157H39V156H38ZM91 157H92V156H91ZM91 157H90V158H91ZM242 157H243V156H242ZM3 158H4V157H3ZM46 158H47V157H46ZM49 158H51V157H49ZM60 158L58 159L57 156H56V159L60 160ZM95 158H96V157H95ZM97 158H99V157H97ZM119 158H120V155H119ZM1 159H2V158H0V160H1ZM4 159H5V158H4ZM12 159H13V158H12ZM21 159H23V158L21 157ZM21 159L19 158L18 160H21ZM29 159L31 160V159H32V156H31ZM53 159H55V158H52V160H53ZM56 159H55V160H56ZM62 159H63V158H62ZM64 159H65V158H64ZM79 159H80V158H79ZM91 159H92V158H91ZM153 159H155V158L153 157L152 160H153ZM8 160H9V159H8ZM15 160H16V158H15ZM15 160H13L14 163L16 162ZM24 160H25V159H24ZM26 160H27V161H26ZM26 160H25V161L28 162V159H27V158H26ZM30 160H29V161H30ZM41 160H42V161H41ZM58 160H57V161H58ZM84 160H85V159H84ZM84 160H83V161H84ZM93 160H94V159H93ZM96 160H97V159H96ZM150 160H151V159H150ZM150 160H149V161H150ZM4 161L6 162V160H4ZM40 161H41L42 163L46 164V162L49 161V159H47L46 162H44L43 159L41 158ZM50 161H51V160H50ZM57 161H56V162H57ZM89 161H90V160H89ZM89 161H88V162H89ZM91 161H92V160H91ZM98 161H99V160H98ZM9 162H10V161H9ZM26 162H25V165H26ZM30 162H31V161H30ZM32 162H33V159H32ZM54 162H55V161H54ZM54 162H53V163H54ZM71 162H72V161H71ZM81 162H82V161H81ZM88 162H87V163H88ZM127 162H128V160H127ZM147 162H148V161H147ZM147 162H146V163H147ZM238 162H239V161H238ZM0 163H1V161H0ZM11 163H12V162H11ZM19 163H20V161L18 162V164H19ZM22 163H23V162H22ZM53 163H52V165H54ZM93 163H94V162H93ZM117 163H118V162H117ZM148 163H149V162H148ZM2 164H3V163H2ZM20 164H21V163H20ZM37 164H38V163H37ZM44 164L41 165V166H42V170H43L44 166H45V168H47L46 165H44ZM55 164H56V163H55ZM70 164H71V163H70ZM80 164H81V163H80ZM89 164L91 165V163H89ZM89 164H88V165H89ZM98 164H99V163H98ZM123 164H124V163H123ZM144 164H145V163H144ZM149 164H150V163H149ZM163 164H164V163H163ZM238 164H239V163H238ZM6 165H7V162H6ZM6 165H3V167H6ZM9 165H10V164H8V166H9ZM16 165H17V163H16ZM92 165H93V164H92ZM95 165H96V164H95ZM117 165H118V164H117ZM13 166H14V165H12V167H13ZM20 166H21V165H20ZM20 166H19L18 168H20ZM41 166L39 165V168H40ZM47 166H49V165H47ZM55 166H56V165H55ZM80 166H81V165H80ZM119 166H120V165H119ZM0 167H1L2 169H4L2 166H0ZM12 167L10 166L9 168L12 169ZM95 167H96V166H95ZM24 168H25V167H24ZM28 168H29V167H28ZM28 168H27V169H28ZM35 168H36V167H35ZM37 168H38V167H37ZM49 168L51 169L50 166H49ZM53 168H54V167H53ZM53 168H52V169H53ZM61 168H62V167H61ZM73 168H74V167H73ZM80 168H81V167H80ZM80 168H79V170H80ZM93 168H94V167H93ZM93 168H92V169H93ZM103 168H104V167H103ZM158 168H159V167H158ZM96 169H97V168H96ZM98 169H99V167H98ZM0 170H1V169H0ZM5 170H7V171H5ZM5 170H4V171H5V173L7 174V172H8L9 169H5ZM44 170H45V169H44ZM84 170H85V169H84ZM88 170H91V169H89V167H88ZM12 171H13V170H12ZM39 171H41V170H39ZM47 171H48V169H47ZM50 171H52V170H50ZM50 171H49V172H50ZM53 171H55V169H54ZM53 171L50 172V173H53ZM172 171H173V170H172ZM1 172H2V173L0 174V177H2L1 175L4 176V177L2 178V183H4L3 180L6 179V177H5L6 174L3 173V170H2ZM10 172H11V170H10ZM15 172H17V170H15ZM15 172L13 171V173H15ZM21 172H22V171H21ZM21 172H20V173H21ZM23 172H24V171H23ZM35 172H36V170H35ZM45 172H46V171H45ZM49 172H48V173H49ZM84 172L86 173V171H84ZM98 172H99V171H98ZM8 173H9V172H8ZM17 173H18V172H17ZM43 173H44V172H43ZM48 173L46 172V175H47ZM50 173H49V176H50ZM91 173H92V172H91ZM71 174H73V173H71ZM86 174H87V173H86ZM97 174H98V173H97ZM99 174H100V173H99ZM103 174H104V173H103ZM8 175L11 176V175H12V172H11V174H8ZM19 175H20V174H19ZM36 175H37V174H36ZM51 175H52V174H51ZM75 175H76V174H75ZM79 175H80V174H79ZM79 175H78V176H79ZM91 175H92V174H91ZM91 175H90V176H91ZM95 175H96V174H95ZM198 175H199V174H197V176H198ZM32 176H33V175H32ZM32 176H31V177H32ZM37 176H38V175H37ZM40 176H41V175H40ZM47 176H48V175H47ZM55 176H56V175H55ZM66 176H67V175H66ZM81 176H82V175H81ZM88 176H89V173H88ZM100 176H101V175H100ZM102 176H103V175H102ZM106 176H107V175H106ZM16 177H17V176H16ZM31 177H29L28 179H30ZM50 177H52V176H50ZM50 177H48V178H50ZM61 177H62V176H61ZM61 177H60V178H61ZM92 177L94 178L93 175H92ZM92 177H91V178H92ZM95 177H98V176H95ZM103 177H104V176H103ZM103 177H102V178H103ZM7 178H8V177H7ZM41 178H42V179H41ZM48 178L46 177V178H44L45 180H43V177H40L41 183H43V185L46 184V183H48L47 180H46V179H48ZM56 178H57V177H56ZM89 178H90V177H89ZM93 178H92V179H93ZM164 178H165V177H164ZM0 179H1V178H0ZM14 179H15V178H14ZM83 179H85V178H83ZM86 179H87V178H86ZM138 179H139V178H138ZM6 180H7V179H6ZM17 180H18V179H17ZM31 180H33V178H31ZM31 180H30V181H31ZM75 180H76V179H75ZM81 180H82V179H81ZM81 180H80V181H81ZM95 180H96V178H95ZM100 180H101V179H100ZM162 180H163V179H162ZM22 181H23V180H22ZM42 181H45V182H42ZM88 181H91V180L88 179ZM88 181H86V183H87ZM96 181H97V180H96ZM96 181H95V182H96ZM98 181H99V179H98ZM98 181H97V182H98ZM159 181H160V180H159ZM5 182H6V181H5ZM11 182H12V181H11ZM32 182H33V181H32ZM105 182H106V181H105ZM7 183H8V182H7ZM13 183H14V182H13ZM38 183H39V182H38ZM84 183H85V182H84ZM0 184H1V182H0ZM4 184H5V183H4ZM32 184H33V183H32ZM60 184H61V183H60ZM66 184H67V183H66ZM72 184H73V183H72ZM101 184H102V183H101ZM108 184H109V183H108ZM137 184H138V183H137ZM8 185H9V184H8ZM34 185H35V184H34ZM38 185H39V184H38ZM69 185H70V184H69ZM94 185H95V184H94ZM124 185H125V184H124ZM143 185H144V184H143ZM145 185H148V184H145ZM4 186L7 187L6 185H3V187H4ZM40 186H41V184H40L38 187H40ZM60 186H61V185H60ZM75 186H76V185H75ZM0 187L2 188V191H3V187H2V185H0ZM9 187H11V186H9ZM58 187H59V186H58ZM64 187H65V186H64ZM93 187H94V186H93ZM99 187H101V186H99ZM102 187H103V186H102ZM104 187H107V188H108V185H107V186H104ZM110 187H111V186H110ZM140 187H141V185H140ZM147 187H148V186H147ZM159 187H160V186H159ZM161 187H162V186H161ZM17 188H18V187H17ZM32 188H34V187L32 186ZM35 188H36V187H35ZM4 189H6V188H4ZM13 189H14V188H13ZM38 189H39V188H38ZM42 189H43V188H42ZM42 189H41V190H42ZM44 189H45V188H44ZM71 189H72V188H71ZM89 189H91V187H90ZM96 189H97V188H96ZM100 189H101V188H100ZM124 189H125V188H124ZM129 189H130V188H129ZM149 189H150V188H149ZM157 189H158V187H157ZM8 190H9V189H7V191H8ZM36 190H37V188H36ZM39 190H40V189H39ZM39 190H37V191L39 192ZM76 190H77V189H76ZM81 190H83V189H81ZM146 190H147V188H146ZM162 190H163V189H162ZM5 191H6V190H5ZM26 191H27V190H26ZM34 191H35V189H34ZM57 191H58V190H57ZM68 191H70V190H67V192H68ZM96 191H97V190H96ZM96 191H95V192H96ZM112 191H113V190H112ZM164 191H165V190H164ZM0 192H1V191H0ZM11 192H12V191H11ZM11 192H10V193H11ZM32 192H33V191H31V193H32ZM76 192H77V191H76ZM80 192H81V191H80ZM98 192H99V189H98L97 193H98ZM150 192H151V190H150ZM150 192L147 191L146 193H147V194H148V193L150 194ZM153 192H155V190H154ZM1 193L4 194V191L1 192ZM10 193H9V194H10ZM89 193H90V192H89ZM89 193H88V194H89ZM97 193H96V194H97ZM105 193H106V192H105ZM157 193H158V191H157ZM6 194H7V193H6ZM11 194H12V193H11ZM16 194H17V193H16ZM25 194H28V192H27V193L25 192ZM25 194H24V195H25ZM33 194H35V192H33ZM33 194H32V196H33ZM37 194H38V193L35 194L37 199H36L35 197L32 198L33 200L35 199V203L31 200V204H32V203H33L34 205L36 204L35 207L32 205L33 208H37V209H39V208H38L39 206L37 207L38 204L36 203V202L39 200ZM45 194H46V192H45ZM78 194H79V193H78ZM96 194H95V196H96ZM99 194H100V193H99ZM99 194H98V195H99ZM143 194H144V192H143ZM4 195H5V194H4ZM21 195H23V194H21ZM35 195H34V196H35ZM60 195H61V194H60ZM63 195H64V194H63ZM75 195H76V194H75ZM83 195H84V194H83ZM92 195H93V194H92ZM15 196H16V195H15ZM15 196H14V197H15ZM69 196H70V195H69ZM86 196H87V195H86ZM95 196H94V197H95ZM145 196H146V195H145ZM10 197H11V196H10ZM19 197H22V196H19ZM19 197H17V198H19ZM25 197H26V196H25ZM101 197H103V196H101ZM106 197L108 198V195H107ZM106 197H105V198H106ZM27 198H28V197H27ZM27 198H26V199H27ZM63 198H65V197H63ZM86 198H87V197H86ZM89 198H90V197H89ZM92 198H93V197H92ZM144 198H145V197H144ZM29 199H30V197H29ZM75 199H76V198H75ZM80 199H81V197H80ZM99 199H100V198H99ZM103 199H104V198H103ZM125 199H126V197H125ZM2 200H3V199H2ZM2 200H1V202H2ZM13 200H14V199H13ZM71 200H72V199H71ZM78 200H79V199H78ZM78 200H77V201H78ZM100 200H101V199H100ZM104 200H105V199H104ZM195 200H196V199H195ZM27 201H29V200H27ZM110 201H112V200H110ZM110 201H109V202H110ZM1 202H0V203H1ZM23 202H24V201H23ZM41 202H43V201H41ZM75 202H76V201H75ZM75 202H74V203H75ZM82 202H83V201H82ZM105 202H106V201H105ZM105 202H104V204H105ZM148 202H149V201H148ZM148 202H146V203L144 202L145 204L143 203V205H141V206H144V205H145V206L147 207V203H148ZM21 203H22V200H21ZM26 203H27V202H26ZM61 203H62V202H61ZM77 203H78V202H77ZM92 203H93V202H92ZM218 203H219V201H218ZM12 204H14V203H12ZM41 204H42V203H41ZM41 204H39V205H41ZM72 204H73V203H71V205H72ZM75 204H76V203H75ZM81 204H82V203H81ZM107 204H108V202H107ZM107 204H105V205H107ZM112 204L114 205V204H116V203H113V202H112ZM112 204H111V205H112ZM2 205H3V204H2ZM21 205L23 206V203H22ZM28 205H29V203H28ZM44 205H45V204H44ZM92 205H93V204H92ZM96 205H97V204H96ZM113 205H112V206H113ZM149 205H150V204H149ZM154 205H155V204H154ZM24 206H25V205H24ZM32 206H31L30 208H32ZM83 206H84V204H83ZM88 206H89V205H88ZM103 206H104V205H103ZM109 206H110V205H108V207H109ZM145 206H144V207H145ZM185 206H186V205H185ZM26 207H27V205H26ZM26 207H25V209H27ZM78 207H79V205H78ZM81 207H82V205H81ZM94 207H96V206H94ZM114 207H115V205L113 206V209H114ZM144 207L141 208V209H143V211H144ZM157 207H158V206H157ZM186 207H187V206H186ZM186 207H185V208L183 207V208H181V209L184 210V209H186ZM51 208H52V207H51ZM67 208H68V206H67ZM70 208H71V206H70ZM82 208H83V207H82ZM88 208H89V207H88ZM88 208H87V209H88ZM102 208H103V207H102ZM138 208H139V207H138ZM37 209H36V210H37ZM41 209H42V208H41ZM52 209H53V208H52ZM55 209H56V208H55ZM68 209H69V208H68ZM74 209H76V208H74ZM89 209H90V208H89ZM89 209H88V211H89ZM22 210L24 211V209H22ZM29 210H30V209H29ZM31 210H32V209H31ZM36 210H35V211H36ZM92 210H93V208H92ZM92 210H91V211H92ZM107 210H108V209H107ZM115 210H116V209H115ZM136 210H137V209H136ZM138 210H139V209H138ZM157 210H158V208H157ZM183 210L181 211V213L183 212ZM1 211H2V210H1ZM11 211H12V209L10 210V212H11ZM13 211H14V210H13ZM16 211H17V210H16ZM19 211L22 212L21 210H19ZM19 211H18V213H19ZM44 211H46V210H44ZM53 211H54V210H53ZM71 211H72V210H71ZM85 211H86V210H85ZM139 211H140V210H139ZM155 211H156V210H155ZM4 212H5V211H4ZM4 212H3V213H4ZM36 212H37V211H36ZM42 212H43V211H42ZM46 212H47V211H46ZM81 212H82V210H81ZM104 212H105V211H104ZM112 212H113V210H112ZM117 212H118V211H117ZM134 212L136 213V216L139 214L138 211H137L138 214H137L136 211H134ZM151 212H153V211H151ZM151 212H150V213H151ZM162 212H163V211H162ZM6 213H7V212H6ZM44 213H45V212H44ZM82 213H83V212H82ZM85 213H86V212H85ZM88 213H89V212H88ZM100 213H101V212H100ZM100 213H99V210H98V211H97V214H100ZM110 213H111V212L108 213V216L110 215ZM119 213H121V212L119 211ZM144 213H145V212H143V214H144ZM147 213H148V212H147ZM163 213H164V212H163ZM173 213H175V212H173ZM16 214H17V213H16ZM45 214H46V213H45ZM47 214H49V213H47ZM47 214H46V215H47ZM51 214H52V213H51ZM60 214H61V213H60ZM63 214H64V213H63ZM104 214H106V213H104ZM141 214H142V213H141ZM145 214H146V213H145ZM145 214H144V219L146 218V219H145V222H146L148 219H149L148 221H150L151 218H148V219H147V217H145ZM154 214H155V213H154ZM154 214H153V215H154ZM165 214H166V213H165ZM0 215H1V214H0ZM17 215H18V214H17ZM58 215H59V213H58ZM65 215H66V213H65ZM112 215H113V214H112ZM119 215H120V214H119ZM119 215H118V216H119ZM148 215H149V213L147 214V216H148ZM151 215H152V214H151ZM170 215H172V214H168L167 218H168ZM12 216H13V215H12ZM52 216H54V215H52ZM77 216H78V215H77ZM84 216H85V215H84ZM94 216H95V214H94ZM118 216H117V217H118ZM120 216H121V215H120ZM156 216H157V215H156ZM197 216H198V215H197ZM2 217H3V216H2ZM13 217H14V216H13ZM19 217H20V216H19ZM55 217H56V216H55ZM65 217H66V216H65ZM70 217H72V216H70ZM70 217H69V218H70ZM73 217H74V216H73ZM101 217H103V216H101ZM104 217H105V216H104ZM106 217H107V216H106ZM117 217H116V218H117ZM121 217H122V216H121ZM137 217H138V216H137ZM139 217H140V216H139ZM150 217H151V216H150ZM152 217H153V216H152ZM171 217H172V216H171ZM174 217H175V216H174ZM0 218H1V217H0ZM7 218H8V217H7ZM26 218H27V217H26ZM40 218H41V217H40ZM62 218H63V217H62ZM76 218H77V217H76ZM109 218H111V217H109ZM109 218H108V219H109ZM118 218H119V217H118ZM124 218H125V217H124ZM153 218H154V217H153ZM157 218H158V217H157ZM165 218H166V217H165ZM178 218H179V217H178ZM178 218H177V220H178ZM1 219H2V218H1ZM11 219H12V218H11ZM42 219H43V218H42ZM52 219H53V218H52ZM52 219H50V221H51ZM58 219H59V218H58ZM101 219H102V218H101ZM113 219H114V218H113ZM119 219H120V218H119ZM122 219H123V218H122ZM134 219H136L137 222L139 221V220H138L139 218L137 219V218L134 217ZM155 219H156V218H155ZM195 219H196V217H195ZM38 220H39V219H38ZM48 220H49V219H48ZM60 220H61V219H60ZM117 220H118V219H117ZM151 220H152V219H151ZM156 220H157V219H156ZM156 220H154V222H155ZM164 220H165V219H164ZM167 220H168V219H166V221H167ZM6 221L8 222L9 220H6ZM27 221H28V220H27ZM35 221H36V220H35ZM41 221H42V220H41ZM45 221H46V220H45ZM103 221H104V220H103ZM103 221H102V222H103ZM106 221H107V220H106ZM108 221H109V220H108ZM118 221H119V220H118ZM134 221H135V220H134ZM140 221H142V220H140ZM148 221H147V222H148ZM61 222H63V221H61ZM102 222H101V223H102ZM123 222H124V221H123ZM123 222H122V223H123ZM128 222H129V221H128ZM174 222H176V221H174ZM177 222H178V221H177ZM177 222H176V223H177ZM191 222H193V221H191ZM5 223H6V222H5ZM44 223H46V222H44ZM48 223H49V221H48ZM56 223H57V222H56ZM64 223H65V221H64ZM78 223H81V222H78ZM103 223H105V221H104ZM109 223H110V222H109ZM113 223H114V221H113ZM116 223L119 224L120 222H116ZM152 223H153V222H152ZM187 223H188V222H187ZM187 223H186V224H187ZM189 223H190V222H189ZM2 224H3V223H2ZM36 224H37V223H36ZM98 224H99V223H98ZM106 224H107V223H106ZM110 224H111V223H110ZM143 224H144V223H143ZM150 224H151V223H150ZM155 224L158 226V225L161 224V223H160V221H159L158 223H155ZM168 224H169V222H168ZM181 224H182V223H181ZM186 224H185V225H186ZM23 225H24V224H23ZM29 225H30V224H29ZM39 225H40V224H39ZM43 225H44V224H42L41 226H43ZM47 225H49V224H47ZM95 225H96V224H95ZM175 225H176V224H175ZM185 225H184V226H185ZM5 226H6V225H5ZM32 226H33V225H32ZM45 226H46V225H45ZM92 226H93V225H92ZM124 226H125V225H124ZM126 226H128V225H126ZM126 226H125V227H126ZM149 226H150V225H149ZM153 226H155V225H153ZM153 226H152V227H153ZM11 227H12V225H11ZM14 227H15V226H14ZM26 227H27V226H26ZM65 227H66V225H65ZM89 227H90V226H89ZM97 227H98V226H97ZM100 227H101V226H100ZM105 227H106V226H105ZM108 227H112V226H108ZM117 227H118V225H117ZM119 227L121 228V227H123V225H122V226H119ZM125 227H123V228H125ZM147 227H148V226H147ZM24 228H25V227H24ZM50 228L52 229V227H49V229H50ZM78 228H79V227H78ZM153 228L155 229V227H153ZM153 228H148L147 230H149V229L151 230V229H153ZM189 228H190V227H189ZM189 228H188V229H189ZM60 229H61V227H60ZM88 229H89V228H88ZM104 229H105V228H104ZM162 229H163V228H162ZM182 229H183V227H182ZM30 230H31V229H30ZM44 230H45V229H44ZM82 230H83V229H82ZM90 230H91V229H90ZM113 230H114V229H113ZM113 230H112V231H113ZM115 230H116V229H115ZM119 230H120V229H119ZM121 230H122V228H121ZM157 230H158V229H157ZM189 230H190V229H189ZM93 231H94V229H93ZM100 231H101V230H100ZM101 232H102V231H101ZM101 232H100V233H101ZM122 232H123V231H122ZM144 232H146V231H144ZM154 232H155V230H154ZM159 232H160V231H159ZM162 232H163V231H162ZM8 233H9V232H8ZM30 233H31V232H30ZM30 233H29V234H30ZM102 233H103V232H102ZM105 233H106V232H105ZM105 233H104V234H105ZM107 233H108V231H107ZM111 233H112V232H111ZM124 233L126 234L125 237H124L125 234H124V235H123V233H120V234H122L123 237L126 239V237H127L130 233H129V231L127 232L128 234H127L125 231H124ZM156 233H157V232H156ZM3 234H4V233H3ZM95 234H97V229H96V233H95ZM120 234H118V235H120ZM144 234H145V233H144ZM146 234H148V233L146 232ZM146 234H145V235H146ZM192 234H193V233H192ZM195 234H196V233H195ZM47 235H48V234H47ZM85 235H86V234H85ZM114 235H115V234H114ZM149 235H150V233H149ZM149 235H148V237H151V235H153V234H151L150 236H149ZM159 235H160V234H159ZM1 236H2V235H1ZM52 236H53V235H52ZM91 236H92V234H91ZM100 236L102 237V235H100ZM106 236H107V235H106ZM108 236H109V235H108ZM155 236H156V235H155ZM160 236H161V235H160ZM160 236H159V237H160ZM189 236H190V235H189ZM189 236H188V240H189V238H190ZM11 237H12V236H11ZM27 237H28V236H27ZM81 237H82V236H81ZM84 237H85V236H84ZM98 237H99V236H98ZM112 237H113V236H112ZM112 237H111V238H112ZM118 237H119V240H120V236H118ZM123 237H121V238H123ZM128 237H129V236H128ZM131 237H132V236H131ZM169 237H171V236L169 235ZM9 238H10V237H9ZM24 238H25V237H24ZM82 238H83V237H82ZM93 238H94V237H93ZM109 238H110V236H109ZM113 238H115L114 240L117 239V241H119L118 238H116L115 236H114ZM155 238H156V237H155ZM191 238H192V237H191ZM31 239H32V238H31ZM98 239H100V238H98ZM103 239H104V237H103ZM103 239H102V240H103ZM105 239H106V238H105ZM105 239H104V240H105ZM107 239H108V238H107ZM29 240H30V239H28V242H29ZM33 240H34V239H33ZM70 240H71V239H70ZM91 240H96V239H91ZM123 240H124V239H123ZM132 240H134V239H132ZM2 241H3V240H2ZM4 241H5V240H4ZM12 241H13V240H12ZM34 241H36V240H34ZM97 241H98V240H97ZM130 241H131V239H130ZM8 242H9V241H8ZM14 242H15V241H14ZM17 242H18V241H17ZM19 242H20V241H19ZM40 242H41V241H40ZM71 242H72V241H71ZM100 242H101V241H100ZM119 243H120V242H119ZM128 243H129V242H128ZM10 244H11V243H10ZM12 244H13V243H12ZM123 244H124V246H127V245H126L127 242L122 243V245H123ZM29 245H30V244H29ZM29 245H28V246H29ZM96 245H97V244H96ZM103 245H104V244H103ZM122 245H120V246L123 247ZM154 245H155V244H154ZM10 246H11V245H10ZM16 246H17V245H16ZM20 246H21V245H19V247H20ZM32 246H33V245H32ZM40 246H41V245H40ZM40 246H39V248H40ZM42 246H43V245H42ZM100 246H101V251H102V252H103L104 250L108 249V248L105 247V245H104V246L100 245ZM100 246H99V248H100ZM103 247H105L106 249L102 250ZM130 247H131V246H130ZM8 248H9V247H8ZM13 248H14V247H13ZM93 248H94V247H93ZM99 248H98V249H99ZM125 248H126V247H125ZM98 249H97V250H98ZM3 250H4V249H3ZM5 250H6V249H5ZM10 250H11V249H10ZM15 250H17V248H16ZM97 250H96V251H97ZM1 251H2V250H1ZM8 251H9V250H8ZM32 251H35V249L32 250ZM32 251H31V252H32ZM99 251H100V249H99ZM99 251H98V252H99ZM109 251H110V252H111V251L117 252V250L115 251V250H112V249L109 250ZM148 251H149V250H148ZM150 251H151V250H150ZM150 251H149V252H150ZM154 251H155V250H154ZM11 252H12V251H11ZM75 252H77V251H75ZM98 252H96V253H95V252H92V253L96 256V254H97ZM107 252H108V251H107ZM107 252H106V253H107ZM110 252H108V254H109ZM9 253H10V251H9ZM9 253H8V254H9ZM0 254H1V252H0ZM20 254H21V253H20ZM112 254H113V252H112ZM154 254H155V252H154ZM23 255H24V254H23ZM180 255H181V254H180ZM29 256H30V255H29ZM20 257H22V256H20ZM25 257H26V256H25ZM4 258H5V257H4ZM12 258H13V257H12ZM93 258H94V257H93ZM34 259H36V258H34ZM2 260H3V259H2ZM29 260H30V259H29ZM138 260H139V259H138ZM138 260H134V261L140 263V261H138ZM4 261H5V260H4ZM17 261H18V260H17ZM20 261H21V260H20ZM40 261H41V260H40ZM12 262H13V261H12ZM26 262H27V261H26ZM9 263H11V262H9ZM9 263H8V264H9ZM15 263H16V262H15ZM17 263H18V262H17ZM35 263H36V262H35ZM35 263H34V264H35ZM4 264H5V263H4ZM18 264H19V263H18ZM41 264H42V263H41Z\"/></svg>",
  "mask_w": 264,
  "mask_h": 264
}]
</instances>
